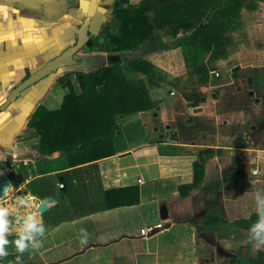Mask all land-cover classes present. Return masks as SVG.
Listing matches in <instances>:
<instances>
[{"label": "crops", "instance_id": "obj_1", "mask_svg": "<svg viewBox=\"0 0 264 264\" xmlns=\"http://www.w3.org/2000/svg\"><path fill=\"white\" fill-rule=\"evenodd\" d=\"M143 1L126 0L121 9H137ZM114 3L0 0V165L19 160L2 189L4 193L11 185L12 191L0 197L11 213L9 241L20 231L16 218L32 214L39 215L46 227L44 246L25 252L23 264H49L85 247L81 254L91 251V257L76 264H223L229 255L235 263L264 264L260 261L264 251H258L257 262L239 256L240 247L248 250L252 245L248 229L232 224L255 213V193L264 192V102L254 101L249 113L248 102L230 103L228 109L219 105V99L206 100L212 87L190 78L180 55L182 68L178 66L176 74L155 66L153 59L176 52L155 54L161 51L157 46L167 44L161 36L162 44L156 46L147 41L134 51L107 52L126 63L134 59L124 61V56L149 48L136 58L148 64L146 71L131 69L125 74L143 81L152 104L148 111L116 118L111 156L93 161L87 156V162L69 168L62 152L39 154V136L27 126L37 107L45 112L59 108L67 90L57 79L69 78L72 83L75 73L89 67L76 63L60 68L4 105L17 85L75 43L84 20L97 46L82 47L72 59L102 57L106 52L98 48L108 36L117 35ZM214 90L221 92L219 87ZM254 169L262 175H252ZM132 187L137 189V204L106 210ZM22 197L29 198L26 206L19 205ZM210 212L224 223L202 232ZM152 215L163 233L139 237L138 230L150 226ZM81 235L88 237L87 244H81ZM7 250L9 256L2 260L15 264L19 254L11 245ZM72 258L57 264H69Z\"/></svg>", "mask_w": 264, "mask_h": 264}, {"label": "trees", "instance_id": "obj_2", "mask_svg": "<svg viewBox=\"0 0 264 264\" xmlns=\"http://www.w3.org/2000/svg\"><path fill=\"white\" fill-rule=\"evenodd\" d=\"M125 2L115 0L112 18L117 35L108 36L98 51H134L147 41L150 47L162 44L160 36H168L173 42L171 49L179 50L188 76L202 85L209 81L213 63L223 57L229 33L242 26L241 11L252 12L264 0H144L133 10L121 9ZM96 46L93 38L86 43L88 50ZM123 63L75 73L72 83L69 78L57 79L56 83L67 90L59 108L45 112L37 107L27 123L39 136V154L62 152L69 168L87 162L84 160L87 156L93 161L113 155L110 148L117 131L116 118L152 107L143 81L125 74L131 69L145 72L148 64L141 59ZM235 77L232 70L230 78ZM77 159L80 160L77 162ZM193 172L197 174L196 169ZM119 195V201L115 199L114 205L106 210L137 204L134 187ZM257 219L253 213L232 224L246 230ZM223 223L211 213L203 220L202 232H211L214 226Z\"/></svg>", "mask_w": 264, "mask_h": 264}, {"label": "rangeland", "instance_id": "obj_3", "mask_svg": "<svg viewBox=\"0 0 264 264\" xmlns=\"http://www.w3.org/2000/svg\"><path fill=\"white\" fill-rule=\"evenodd\" d=\"M240 19L242 26L237 31L229 33V43L225 48L223 57L213 63L212 69L216 71L219 76L213 78L209 75L208 82L212 89L206 92L207 94H205L206 96H204V98L206 100L219 99V105L222 107H228L230 103L234 105V102L236 101L241 103L248 102V104H245V111L250 113L251 110L254 111L251 107V104L254 101L256 102V100H260L259 102H264V3H258L256 9L252 12L242 10L240 13ZM100 38L102 40V37ZM161 38L166 41L165 44H167L164 47L157 46L156 48L161 51H158L155 54H160L164 51H168L167 53H169L170 50H173L171 49L173 42H171L169 37L161 35ZM147 49L149 48L146 47V49L139 50L135 54L124 56L123 60L127 61L129 59L142 57L145 52L149 51ZM175 50L176 52H171L168 55L163 54L162 57L153 59L155 66H160L168 72L175 71L178 66L182 68L179 50ZM107 54L108 53H103L101 57L102 59L93 67L87 69L91 70L98 66H104L105 62L103 59ZM78 55L79 54H75V57ZM76 69L78 70L77 67ZM232 70H234L236 74L234 79L230 78ZM173 74L176 73L173 72ZM249 85L250 87H248ZM215 87H219L221 92L219 91V93H217L216 90H214ZM247 89H251V92H247ZM187 94L188 93H186V95ZM257 109H259L258 106ZM252 139H255V135H253ZM148 218L150 226L157 222V217L154 215L149 216ZM241 248L242 247H240L238 251L240 257H249L256 262L259 261V257H257L259 252H254L251 247L247 248L248 250ZM229 251L234 254L232 247L229 248ZM91 255V251L76 255L72 258L69 264H76L81 260L87 261ZM260 259H262L260 261L264 260L263 253ZM223 264H242V262L235 263L232 256L229 255Z\"/></svg>", "mask_w": 264, "mask_h": 264}, {"label": "clouds", "instance_id": "obj_4", "mask_svg": "<svg viewBox=\"0 0 264 264\" xmlns=\"http://www.w3.org/2000/svg\"><path fill=\"white\" fill-rule=\"evenodd\" d=\"M2 175V173H0ZM252 175H262L259 169H254ZM75 183V181H73ZM12 186L9 185L6 192L12 191ZM4 199V198H3ZM0 199V200H3ZM28 197L19 198V205H27ZM255 213L258 217L257 221L248 229V243L252 245L253 251H264V192L255 193ZM11 213L9 207L0 203V259L9 256L8 247L13 246L15 252L19 255L15 258V264H23L22 256L25 252L39 251L43 249V240L46 232V227L39 215L29 214L24 217H17V222L20 225V231L17 233V238L14 241H9L8 236L11 233L12 221L9 219ZM83 229L80 233H83ZM81 244H87L88 237L81 235Z\"/></svg>", "mask_w": 264, "mask_h": 264}, {"label": "water", "instance_id": "obj_5", "mask_svg": "<svg viewBox=\"0 0 264 264\" xmlns=\"http://www.w3.org/2000/svg\"><path fill=\"white\" fill-rule=\"evenodd\" d=\"M87 24L88 21L84 20L82 25L80 26L78 33H77V40L76 42L69 48H67L64 52H62L59 56L53 58L51 61H48L45 63L41 68H39L36 72H34L32 75H30L26 80H24L22 83L17 85L7 96L6 101L4 105H8L10 102L14 101V99L18 96L19 92L24 90L25 88L29 87L30 85L44 79L47 77L49 74L55 72L56 70L63 68V67H70L75 65L76 63L79 64L83 69V67L86 68H91L93 67L98 61H100L102 58L101 57H90L87 59H78L77 62L76 60H73L72 57L79 52V50L85 46V44L88 41L87 37ZM104 62L105 64H113V63H118L119 62V56L118 55H107L104 57ZM8 180H5V182H1L0 184L2 185L3 183H8ZM95 245H88V247H92ZM86 248V247H85ZM85 248L80 250V252H76L71 254L70 256L63 258L61 260L49 263V264H57L61 262H65L72 257L81 254Z\"/></svg>", "mask_w": 264, "mask_h": 264}, {"label": "built area", "instance_id": "obj_6", "mask_svg": "<svg viewBox=\"0 0 264 264\" xmlns=\"http://www.w3.org/2000/svg\"><path fill=\"white\" fill-rule=\"evenodd\" d=\"M226 72V71H224ZM209 75L217 78L219 75L216 71L212 70L209 72ZM19 163V160L16 158L10 159L7 163L0 165V183L4 182L5 180H8L12 175H14L18 169L17 164ZM137 184H141L140 180H137ZM163 227L161 223H157L153 226H145L138 230L139 237L147 238L152 235H155L157 233H162ZM0 264H6L2 259H0Z\"/></svg>", "mask_w": 264, "mask_h": 264}, {"label": "bare ground", "instance_id": "obj_7", "mask_svg": "<svg viewBox=\"0 0 264 264\" xmlns=\"http://www.w3.org/2000/svg\"><path fill=\"white\" fill-rule=\"evenodd\" d=\"M7 185H8L7 183L0 185V197L4 196V193L2 192V189H4Z\"/></svg>", "mask_w": 264, "mask_h": 264}, {"label": "flooded vegetation", "instance_id": "obj_8", "mask_svg": "<svg viewBox=\"0 0 264 264\" xmlns=\"http://www.w3.org/2000/svg\"><path fill=\"white\" fill-rule=\"evenodd\" d=\"M82 23H83V22H82ZM81 25H82V24H81ZM86 34H87L88 40H90V39H91L90 34H89L88 32H87ZM76 40H77V39H76ZM75 42H76V41H75ZM84 47H86V44H85ZM86 48H87V47H86ZM65 50H66V49H65ZM65 50H64V51H65ZM64 51H63V52H64ZM51 60H52V59H51ZM51 60H49V61H51ZM46 63H47V62H46Z\"/></svg>", "mask_w": 264, "mask_h": 264}]
</instances>
